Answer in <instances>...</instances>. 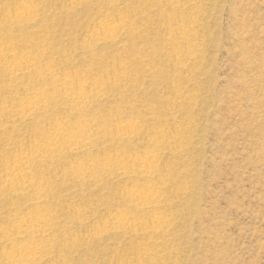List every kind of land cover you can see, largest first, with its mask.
Segmentation results:
<instances>
[{"label": "rangeland", "instance_id": "1", "mask_svg": "<svg viewBox=\"0 0 264 264\" xmlns=\"http://www.w3.org/2000/svg\"><path fill=\"white\" fill-rule=\"evenodd\" d=\"M21 3L35 20L8 32ZM99 25L117 35L100 40ZM8 45L39 65L16 80L0 68V264L14 226L41 213L53 222L37 264H264V0H0V53ZM79 76L101 81L102 97L77 109L61 86ZM33 90L44 107L15 117ZM83 120L106 130L87 153L59 145L30 165L43 210L3 188L6 164ZM121 122L135 136L116 141ZM148 154L150 178L128 167L82 184L74 173ZM138 183L158 189L154 211L133 207ZM122 215L129 225L114 226Z\"/></svg>", "mask_w": 264, "mask_h": 264}, {"label": "bare ground", "instance_id": "2", "mask_svg": "<svg viewBox=\"0 0 264 264\" xmlns=\"http://www.w3.org/2000/svg\"><path fill=\"white\" fill-rule=\"evenodd\" d=\"M15 13H16L15 16L9 20L10 23L8 26V30H9L8 32H10L11 28L18 29V28L25 27V26L32 24L36 16V12L29 10L28 7L22 3L19 4L15 8ZM99 26L100 27H98L99 29L97 30L96 33H97V36H99L100 40H104V38L112 39L114 36L117 35L116 34L117 28H115L116 26L114 27L115 30H112L114 28L110 25L109 26L112 27V29L106 26L105 27L101 25ZM38 65L39 63L36 59L28 55H20L19 53L15 51V48L12 45H8L6 47V50L3 53H0V68L2 67L3 70L6 69L7 67L10 68V70L8 69L9 71L7 69L6 70L8 71L9 77L13 78L14 80L25 76L27 73L29 74L31 71H34L35 69H37ZM52 74L53 73L49 72L46 77L52 78L53 77ZM43 77H45V75ZM72 81L73 80L71 78L69 80H65V82L61 86V92L64 98H66L74 108L78 109L79 107L80 108L84 107L91 101H94L98 99L99 97H102L101 96L102 94L100 93V90H99L102 86L101 81L90 79V78L87 79V78H84L83 76H79L78 80H76L77 82L76 85L74 84L75 82L72 83ZM87 88L89 89V91L87 90ZM53 92H55V87L53 88ZM47 99H48V96L46 93H43L39 90H33V91L25 93L24 96H22V98H20L17 101V103L15 104L12 103L14 105L11 107V109L15 117L17 116L19 119H24L27 116H31V115L33 116L34 112L37 109L39 111V107L45 104L47 102ZM72 128L68 127V125H65V124L54 125L52 128L53 133L49 132L48 138L46 137L47 139H44L41 143L39 142V144L37 145L35 144L36 146L34 147L32 151L28 153H21L18 155V157H16L13 160V162L6 164V169H5L6 175L4 179L2 180V183L4 184L3 188L9 187L10 190L13 189L14 191L18 189H22L26 191L25 194L27 193L31 196H34L33 199L36 201V203H33L34 207L40 208L41 210H43V203L45 200L44 199V188L41 187L43 184L36 186V184L33 183V174L28 171L30 168V165H32L33 163H37V162L46 163L48 161L55 160V157H58L55 147L59 145H61L63 149L69 150V152L70 151H74V152L84 151L85 153H87L88 148H90V146L93 145L95 137L99 135L100 133L103 134L104 132H106L104 128L102 129L98 128V125L90 120H85V121L83 120L80 123H78V125H76L75 128L73 129ZM136 131L137 130L133 122H126V123L121 122V125H119V127L116 128L115 130V133H114L115 140L123 141V140L129 139L135 136ZM124 159L119 160V162H117L116 164L114 163L115 165H113V167H112V164L111 165L108 164L109 162L107 163L105 162L106 164L105 163L104 164L93 163V164H88L86 166H80V165H83V164H80L79 166L74 168V173L76 175L77 180L79 179L80 181H82L87 176H90V177L96 176L97 174L99 175L100 173H105V172H109L112 170L119 172L124 176L125 174L128 173L127 172L128 167L136 168L135 174L138 173L139 175H142L143 177L152 175L155 172V171L153 172V169L155 168V165H156L155 164L156 156L153 154H150V155L148 154L144 157L131 159V160H124ZM135 170L133 171L135 172ZM137 177H140V176H137ZM152 177L153 176H151V178ZM148 178H150V176ZM86 179L88 180L89 178H86ZM83 181L86 182V180H83ZM83 181H82V184H83ZM141 184L143 185V183ZM148 186L143 185L142 187H140L138 183V185L132 188V190L130 191L128 190L129 196L132 197V201L135 202L133 207L142 211V213L144 211L146 212L154 211V207L152 204L153 202L151 200L154 198H157L159 194L157 193L158 192L157 188H156L157 191H155V190H152V188ZM128 218L124 217L123 215L119 216V218L115 219L116 221L114 220L115 222L113 221V224L115 223L114 226L117 225L119 228L120 226L121 227L125 225L127 226V224L129 225ZM50 221L52 220L46 217V214L41 213L36 216H31V217L28 216V218H23L17 225L14 226V233L12 235H14V237L16 238V241L9 240L11 241V243L9 242L11 244V248L8 252L5 251L6 256L4 255L9 260L8 264H37L39 263L37 262L38 260L36 256L38 253H40L41 250H43L41 246L43 247L44 245L43 243L42 245H40L38 242L40 241V239H43L46 236H48V234L50 235L52 231ZM154 232H156V230ZM3 237L6 238L5 233L3 234ZM44 251H45V248H44ZM41 254L42 253L38 255H41ZM42 258L43 257H41V259Z\"/></svg>", "mask_w": 264, "mask_h": 264}]
</instances>
